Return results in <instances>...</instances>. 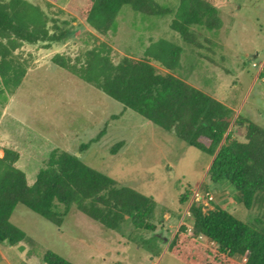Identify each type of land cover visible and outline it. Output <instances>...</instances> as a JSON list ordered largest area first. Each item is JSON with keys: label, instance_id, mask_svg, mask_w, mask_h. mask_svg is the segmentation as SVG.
Segmentation results:
<instances>
[{"label": "rangeland", "instance_id": "obj_1", "mask_svg": "<svg viewBox=\"0 0 264 264\" xmlns=\"http://www.w3.org/2000/svg\"><path fill=\"white\" fill-rule=\"evenodd\" d=\"M29 1L49 14L51 28L55 24L64 28L69 22L71 34L61 42L24 43L16 51L17 58L28 64V72L8 102L0 105V158L5 148L18 151L17 165L33 182L54 150L79 154L84 163L119 185L154 197L157 207L151 221L156 229L137 228L130 219L110 229L77 207L56 224L18 204L11 221L27 239L16 246L0 242V264H46L49 251L74 264H186L168 248L181 224L192 222L193 202L202 201L207 209L220 207L251 226L256 219L264 221V203L246 209L228 181L211 183L208 170L213 157L174 131L125 109L52 60L60 53L75 61L100 41L112 46L115 62L125 56L144 59L153 42L168 40L182 49L181 65L174 74L230 107L234 114L229 131L244 139L236 124L239 116L264 128V0H230V5L219 9L223 27L202 31L201 49L186 43L172 28L180 0H158L174 12L163 16H147L125 5L109 36L99 39L67 9L71 0ZM120 141L125 145L113 153ZM207 185L212 202L206 198ZM187 191L190 199L183 202Z\"/></svg>", "mask_w": 264, "mask_h": 264}, {"label": "trees", "instance_id": "obj_2", "mask_svg": "<svg viewBox=\"0 0 264 264\" xmlns=\"http://www.w3.org/2000/svg\"><path fill=\"white\" fill-rule=\"evenodd\" d=\"M230 4V0H180L172 28L186 43L201 49L202 31L220 30L223 20L219 9ZM125 5L147 16L173 12L158 0H71L67 9L99 39L109 36ZM50 22L49 14L29 0H0V105L8 102L9 95L27 75L28 64L16 55L24 43H52L69 38V22H64V28L58 24L51 28ZM113 51L109 43L100 41L75 61L60 53L52 60L121 102L125 109L174 131L189 145L213 157L208 170L211 183L228 181L246 209H253L258 202L263 204L264 128L239 116L236 124L244 139L229 131L234 111L174 74L182 59V49L174 43L165 39L153 42L144 59L125 56L115 62ZM152 62L168 72L159 71ZM124 145V141L116 143L112 152L117 153ZM4 153L0 158V242L16 246L27 239L26 233L11 221L18 204L56 224H61L72 207H77L110 229L119 228L126 219L137 228L156 229L151 221L157 207L154 197L119 185L114 178L84 163L78 154L54 150L47 165L30 182L17 165L19 152L5 148ZM209 186L204 189L211 195ZM190 194L187 191L182 201L188 202ZM189 211L192 222L181 224L168 248L179 260L186 264H264L262 219H256L251 226L220 207L207 209L202 201L193 202ZM44 262L74 264L52 251L45 254Z\"/></svg>", "mask_w": 264, "mask_h": 264}, {"label": "built area", "instance_id": "obj_3", "mask_svg": "<svg viewBox=\"0 0 264 264\" xmlns=\"http://www.w3.org/2000/svg\"><path fill=\"white\" fill-rule=\"evenodd\" d=\"M207 199L211 201L213 199V196L212 195H208Z\"/></svg>", "mask_w": 264, "mask_h": 264}, {"label": "water", "instance_id": "obj_4", "mask_svg": "<svg viewBox=\"0 0 264 264\" xmlns=\"http://www.w3.org/2000/svg\"><path fill=\"white\" fill-rule=\"evenodd\" d=\"M79 155V154H78Z\"/></svg>", "mask_w": 264, "mask_h": 264}]
</instances>
